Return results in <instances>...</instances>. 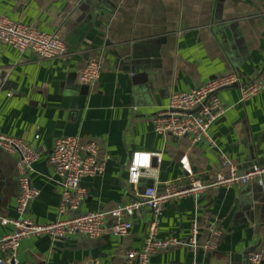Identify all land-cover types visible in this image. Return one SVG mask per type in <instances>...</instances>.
Segmentation results:
<instances>
[{"label": "crops", "instance_id": "1", "mask_svg": "<svg viewBox=\"0 0 264 264\" xmlns=\"http://www.w3.org/2000/svg\"><path fill=\"white\" fill-rule=\"evenodd\" d=\"M0 16L33 29L58 33L66 54L42 60L0 43V133L16 139L40 135V160L31 180L40 196L26 218L37 225L57 221L61 203L58 178L49 158L55 141L96 142L103 175L82 180L88 197L77 214L109 212L149 187L183 181L181 159L204 184L227 175L223 157L243 175L264 166V91L242 102L238 86L219 93L224 114L209 128V140L154 132L153 119L173 93H185L230 74L241 84L264 72V0H0ZM97 57L102 74L89 87L80 81ZM135 152L162 153L156 176L138 189L128 184ZM17 156L0 149V219L18 217ZM151 211L131 218L125 237L98 239L48 235L24 239L19 264H124L143 245ZM198 225V247L177 246L157 253L150 264H245L264 244V187L249 183L208 189L165 205L158 236L188 244ZM108 224H111L109 221ZM212 228L223 235L213 252L204 248ZM0 224V241L12 232Z\"/></svg>", "mask_w": 264, "mask_h": 264}, {"label": "built area", "instance_id": "2", "mask_svg": "<svg viewBox=\"0 0 264 264\" xmlns=\"http://www.w3.org/2000/svg\"><path fill=\"white\" fill-rule=\"evenodd\" d=\"M0 43L13 47L21 53L32 52L42 60H54L66 54V45L58 33H45L21 23L0 16ZM102 74L100 60L93 57L81 73L80 81L92 87ZM238 86L241 101L245 102L264 91V72L257 82L241 84L235 74L214 79L204 86L185 93H173L167 108L153 119L154 132L158 135L174 138H188L192 145L209 140V128L220 118L225 107L219 99V93ZM40 135L34 133L28 138L16 139L0 133V149L8 155L17 156L19 196L17 198L16 219H0L4 227H11L12 232L0 241V264H19L18 251L21 241L44 235L54 240H68L75 236L98 239L110 233L115 237H125L132 230L131 218L135 213L147 209L152 213V220L146 231L143 245L139 250H131L125 257L124 264H150L159 252L177 246L198 247V225H192L188 244L175 238L160 239L159 226L164 215L165 205L190 196L198 199L208 189H231L255 183L264 187V166L255 165L243 175L226 157L222 165L228 170L227 175L217 174L213 183L204 184L194 177L187 156L180 163L186 174L183 181L164 184L159 192L154 186L139 193L136 198L118 205L109 212H91L77 214L88 197L81 186L82 180L103 175L107 161L99 159L100 148L96 142L83 143L79 138H64L55 141L49 163L58 178L61 190L60 218L54 223L37 225L27 219L28 208L40 192L32 184L34 165L40 160L37 143ZM162 162V153L135 152L128 166V184L138 189L144 178H154V165ZM109 221L111 224H108ZM219 228H212L204 248L215 251L222 238ZM245 264H264V244L251 251Z\"/></svg>", "mask_w": 264, "mask_h": 264}]
</instances>
